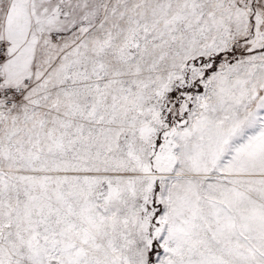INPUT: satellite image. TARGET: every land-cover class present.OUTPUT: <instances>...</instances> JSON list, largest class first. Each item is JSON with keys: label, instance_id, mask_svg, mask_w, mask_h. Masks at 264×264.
<instances>
[{"label": "snow or ice", "instance_id": "6c2138e0", "mask_svg": "<svg viewBox=\"0 0 264 264\" xmlns=\"http://www.w3.org/2000/svg\"><path fill=\"white\" fill-rule=\"evenodd\" d=\"M0 264H264V0H0Z\"/></svg>", "mask_w": 264, "mask_h": 264}]
</instances>
